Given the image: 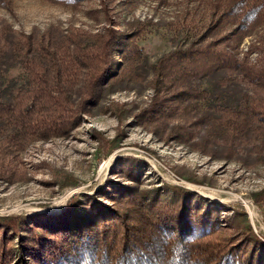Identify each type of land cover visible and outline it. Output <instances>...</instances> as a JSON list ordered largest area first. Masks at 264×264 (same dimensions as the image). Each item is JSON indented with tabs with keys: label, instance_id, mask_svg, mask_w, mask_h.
<instances>
[{
	"label": "trees",
	"instance_id": "obj_1",
	"mask_svg": "<svg viewBox=\"0 0 264 264\" xmlns=\"http://www.w3.org/2000/svg\"><path fill=\"white\" fill-rule=\"evenodd\" d=\"M11 1L0 0V5L10 11ZM49 1L73 5L80 0ZM215 7L218 16L204 32L150 64L138 44L147 31L143 23L129 30L110 23L95 31L69 26L40 34L0 25V177L15 176L5 159L29 142L69 135L101 101L109 81L140 82L149 74L152 96L136 114L139 121L178 116L169 134L188 140L203 127L205 146L222 142L231 152L263 136L264 32L241 56L229 40L264 25V0H219ZM222 23L230 31L208 40ZM12 65L22 74L7 82L4 73ZM204 79L207 87L198 83ZM239 82L252 90L240 88ZM193 110L198 116L183 118ZM127 205L45 235L26 230L24 217H1L0 264H264L243 258L235 242L210 237L201 217L176 220L168 203L137 193L130 194Z\"/></svg>",
	"mask_w": 264,
	"mask_h": 264
},
{
	"label": "rangeland",
	"instance_id": "obj_2",
	"mask_svg": "<svg viewBox=\"0 0 264 264\" xmlns=\"http://www.w3.org/2000/svg\"><path fill=\"white\" fill-rule=\"evenodd\" d=\"M218 1L80 0L65 5L12 0L10 11L0 5V25L16 33L40 34L69 26L95 31L110 23L129 30L143 23L147 31L138 44L150 64L204 32L218 16ZM230 29L222 23L208 40ZM263 32L261 24L229 43L241 56ZM21 74L22 69L12 65L5 81ZM150 78L109 81L101 101L69 135L29 142L5 159L16 174L12 179L0 177V218L24 217L26 230L45 235L87 224L101 212L123 210L130 194L137 193L168 203L176 220L190 214L201 217L210 237L233 241L242 248L243 258L264 262V135L253 136L231 152L222 142L205 146L203 127L188 140L169 134L171 124L180 122L176 115L164 122H141L135 116L150 102ZM198 83L207 87L209 82ZM238 85L252 90L244 82Z\"/></svg>",
	"mask_w": 264,
	"mask_h": 264
}]
</instances>
